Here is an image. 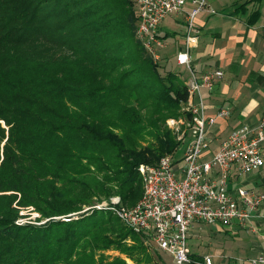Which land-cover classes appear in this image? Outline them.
I'll return each instance as SVG.
<instances>
[{"label": "trees", "instance_id": "obj_1", "mask_svg": "<svg viewBox=\"0 0 264 264\" xmlns=\"http://www.w3.org/2000/svg\"><path fill=\"white\" fill-rule=\"evenodd\" d=\"M138 21L136 0H0V193L43 218L93 198L137 205L139 166L176 154L167 121L190 118L188 85L147 54ZM17 195H0V264H127L105 262L111 246L151 256L110 210L17 225Z\"/></svg>", "mask_w": 264, "mask_h": 264}, {"label": "built area", "instance_id": "obj_2", "mask_svg": "<svg viewBox=\"0 0 264 264\" xmlns=\"http://www.w3.org/2000/svg\"><path fill=\"white\" fill-rule=\"evenodd\" d=\"M136 5L139 16L136 38L155 63L161 62V51L166 47L159 34L161 24L169 16L186 15L184 50L178 54L177 61L191 73L189 98L183 108L190 118L173 119L171 123L184 125L191 141L184 151L181 169L177 168L178 161L173 155L162 157L156 165L139 166L143 196L134 208L122 206L120 198L114 197L85 212L110 210L129 229L148 238L159 251L172 256L175 264L191 263L188 243L195 223L226 227L236 219L245 223L264 203V194L238 189V201L226 188L234 165H238L244 174L264 169V119L256 130L246 125L234 130L212 160L201 161V154L207 149L206 126L230 115L228 109H221L216 116L208 117L201 97L203 89H214L224 72L218 69L198 76L191 70L190 51L199 42L196 20L202 12L214 13V10L209 7L208 0H136ZM188 5L191 8L186 11ZM195 95L200 97V104L192 100ZM212 172L218 174L216 179L209 176ZM79 216L76 213L60 219L69 222ZM195 263L214 264L210 255ZM250 263L264 264V254L252 258Z\"/></svg>", "mask_w": 264, "mask_h": 264}, {"label": "crops", "instance_id": "obj_3", "mask_svg": "<svg viewBox=\"0 0 264 264\" xmlns=\"http://www.w3.org/2000/svg\"><path fill=\"white\" fill-rule=\"evenodd\" d=\"M208 4L214 13L204 11L196 20L199 42L190 51L191 70L198 76L218 69L224 72L214 89H203L201 97L208 117L216 116L221 109H228L230 115L206 126L207 149L201 154L203 162L213 159L234 130L244 125L256 130L264 119V0H208ZM190 8L188 5L186 11ZM256 11L258 16L254 14ZM167 19L173 21L169 31L163 28ZM167 19L159 29L166 43L161 51V62L167 71V64L176 62L178 70L174 72L188 85L191 73L177 61L178 54L184 50L186 15ZM192 100L195 104L201 102L198 95ZM190 141L189 135L179 151L178 169L183 166V154ZM262 155L264 157V143ZM209 176L216 179L218 174L212 172ZM226 188L238 201V189L264 194V169L244 174L234 165ZM251 215L245 223L234 220L230 227L204 225L201 229L202 225L195 223L191 234H199L206 248L196 260L202 261L210 255L214 264H251L252 258L264 254V203Z\"/></svg>", "mask_w": 264, "mask_h": 264}, {"label": "rangeland", "instance_id": "obj_4", "mask_svg": "<svg viewBox=\"0 0 264 264\" xmlns=\"http://www.w3.org/2000/svg\"><path fill=\"white\" fill-rule=\"evenodd\" d=\"M172 22H173L172 19H167L163 24L164 30L169 31ZM166 67L169 71L174 72V70L175 71L178 70V66L176 65V62L174 63L173 61L169 62ZM166 72H168V71L166 70L165 73ZM162 74H164V73L162 72ZM183 108H184V105H183ZM182 111H184V110L182 109ZM181 118L184 119V117H181ZM173 119L174 118H170L167 121V126L176 135L177 139L181 140L182 144H181V148L179 149V151H180L183 149L185 141L188 140L190 134H189V131L187 130V128L184 125H182L181 123H178L177 125H174L173 123H171V120H173ZM178 119H175V120H178ZM1 124L4 128L7 129L6 125L3 122H1ZM6 141H7V139H5L3 141V143L0 145V154L3 151V147L6 143ZM179 151H177L176 154H173V156L177 158L179 155ZM141 165H147V164H141ZM5 194L6 195H15V194L17 195L18 194L17 195L18 200L14 203L13 207L15 209L19 210V216L20 217L16 220V222H20L22 225L31 224L34 226H41V225L45 224L46 222H48L49 220H52V219L61 220L60 219L61 217L67 216V214H63L59 217L43 218L41 213L34 206L21 207L18 205L19 199L21 198L19 193H14V192L0 193V195H5ZM99 200L100 199L97 200V198H93L91 201L92 203H89L87 205L82 206V208L79 209L78 211H76V213L80 214V216L84 215L85 213H87V212H85L86 209L92 208L97 203L105 201L103 199H102V201H99ZM76 213H73V214H76ZM75 220H77V219H75ZM22 225H20V226H22ZM200 225H202L201 229H203V227H205L203 224H200ZM197 235H199V234H197ZM197 235L195 233L193 235L190 234L188 246H189V250L191 251L190 257H191V259L192 258L193 259H192L191 263H186V264H196L195 262L198 261L200 259V257H202V255L205 253V249H206L205 248V242H202L198 238ZM142 240H143L145 246H147V248H148L147 253L151 256H148L146 258V256H144L143 254L138 253V251L136 250V247H132V249L134 251L132 253H135L134 254L135 256L133 255L132 256L133 258H130L128 256L129 254L121 253V251L115 249L114 246H111L110 249L101 251L103 253L102 255L104 256L105 262H112L113 260L121 259V260L125 261L127 264H175L172 256H170L169 254H167L165 252L159 251L154 246V244H152L150 242V240L148 238H146L144 236ZM127 243L130 244L131 246L138 245V244L132 245L134 243L131 240H128ZM136 254H139L138 255L139 257H136ZM196 259H198V260H196Z\"/></svg>", "mask_w": 264, "mask_h": 264}]
</instances>
